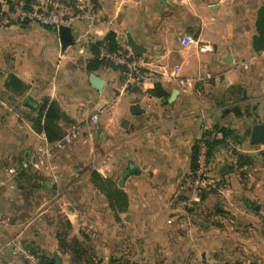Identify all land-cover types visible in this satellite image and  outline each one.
Returning a JSON list of instances; mask_svg holds the SVG:
<instances>
[{"label":"crops","instance_id":"1","mask_svg":"<svg viewBox=\"0 0 264 264\" xmlns=\"http://www.w3.org/2000/svg\"><path fill=\"white\" fill-rule=\"evenodd\" d=\"M14 1L0 0V14ZM80 1L86 12L68 24L65 47L56 27L0 18V264H27L20 246L54 264H264V142L250 140L264 122V49L254 48L264 0ZM108 32L117 45L136 42L147 71L180 64L183 78L212 77L126 84L118 67H89ZM185 34L213 50L183 45ZM9 72L24 81L20 93L6 86ZM50 105L61 116L49 137ZM70 123L79 134L58 145ZM205 130L209 180L193 201L184 179ZM129 166L137 172L123 178Z\"/></svg>","mask_w":264,"mask_h":264},{"label":"built area","instance_id":"2","mask_svg":"<svg viewBox=\"0 0 264 264\" xmlns=\"http://www.w3.org/2000/svg\"><path fill=\"white\" fill-rule=\"evenodd\" d=\"M13 17L19 19H35L43 25H50L58 28L61 24H70L77 18L84 15V4L80 0H41L36 4H28L25 0H16L7 9ZM91 12L92 9H90ZM181 43L185 46L194 44L199 52L212 51L213 46L206 41H198L190 34L181 37ZM97 58L105 65L118 67L123 75L124 83L143 85L146 81L152 83L159 82L164 76L167 80H177L182 85L195 81H206L212 77L211 70L200 71L193 78L181 77L180 64H174L171 70L164 75L163 72L157 73L147 71L143 65V59L135 50L133 44L129 42L110 48L106 39H102L97 44ZM185 87V86H184ZM90 119L93 123L98 121V115L92 113ZM80 129L77 123H70L65 128L61 139L57 141L58 145L71 143L79 134ZM209 133L205 130L197 139L195 144L194 165L190 173L185 176L184 187L189 200L199 201L203 189L208 185L210 173V155H209ZM50 152V146L39 149L36 152L34 163L37 164ZM22 165H27L23 162ZM18 167V166H17ZM9 174L16 173V166L6 168ZM0 179V188L4 184ZM20 250L27 264H47L41 261L40 257L32 252L29 248L21 247ZM198 264H220L218 261L202 258Z\"/></svg>","mask_w":264,"mask_h":264},{"label":"water","instance_id":"3","mask_svg":"<svg viewBox=\"0 0 264 264\" xmlns=\"http://www.w3.org/2000/svg\"><path fill=\"white\" fill-rule=\"evenodd\" d=\"M160 1L162 3H166L167 0H160ZM58 30H59V38H60L62 47H65L66 45L72 43L74 37H73V33L71 32L69 25L61 24L58 27ZM132 42H133V46H134L135 50L137 52L140 51L139 45L134 41H132ZM90 80L95 87H97V88L102 87L103 81L96 74H91ZM5 84L7 87H9L11 90H13L16 93H20L21 91H23V89L25 87L24 81L22 79H20L13 72H9L7 74V77L5 79ZM176 92H177V89L172 90V94H171L170 98L168 99L169 101H171L174 98ZM138 107L139 106L137 104H134L132 106L133 113H137L139 111ZM250 140L252 142H264V122H258V123H255L252 125L251 131H250ZM134 172H137V169L132 167V166H129L126 169V171H124L123 178L128 176L130 173H134ZM251 206L254 209H257V207H258V205H256V204H252ZM56 261L58 262L57 257H56ZM250 264H256V263L254 261H251Z\"/></svg>","mask_w":264,"mask_h":264},{"label":"trees","instance_id":"4","mask_svg":"<svg viewBox=\"0 0 264 264\" xmlns=\"http://www.w3.org/2000/svg\"><path fill=\"white\" fill-rule=\"evenodd\" d=\"M256 26H257L258 34L254 37V48L255 49H264V4L261 5L259 10H258V17H257ZM103 39H106L108 41L110 48H115L117 46V44L114 40V33L113 32H108ZM101 40L102 39L96 41L93 45V48L95 50V58L90 60V62H89L90 68H91V66H95L97 64H102V61H100L96 56L97 44ZM59 116H61V113L58 111L57 107L54 105L53 106L50 105L46 111V121L44 122L43 125L41 124L42 127L48 132V134H49V127L54 128L52 125V122H51L52 117H59ZM39 123H40V118H37L36 119V128H40V126H38ZM55 128H56V126H55ZM213 130H215V129L213 128L211 130V132ZM48 136L50 137V134ZM208 142H209V145H211V139L208 140ZM194 159H195V150H194V157H193V165H194ZM31 249L35 254H37L40 257L42 262L47 263V264H54L52 259L38 254L35 247H32Z\"/></svg>","mask_w":264,"mask_h":264},{"label":"rangeland","instance_id":"5","mask_svg":"<svg viewBox=\"0 0 264 264\" xmlns=\"http://www.w3.org/2000/svg\"><path fill=\"white\" fill-rule=\"evenodd\" d=\"M16 1V0H15ZM14 3V2H13ZM8 9V8H7ZM5 10L4 12H1V14H0V18H2L5 22H14V21H18V20H21V19H19V17H13L12 16V13H8L7 11L8 10ZM23 21L25 20V19H22ZM27 20H33V21H37V20H35V19H27ZM37 22H39V21H37ZM40 23V22H39ZM50 26V25H49ZM207 133H208V130H207ZM201 206H198L197 205V207H196V209H199ZM187 213V212H186ZM186 215V214H185ZM194 217H196V216H194V215H190L189 213L183 218V222H185V223H191L192 222V219L194 218ZM202 258H204V257H201L200 258V260L202 259ZM199 260V261H200ZM216 261H218V260H216Z\"/></svg>","mask_w":264,"mask_h":264}]
</instances>
